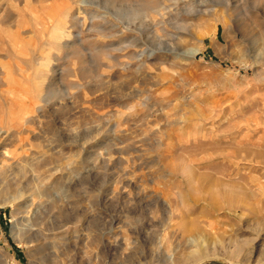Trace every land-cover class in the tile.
<instances>
[{
	"label": "rangeland",
	"instance_id": "obj_1",
	"mask_svg": "<svg viewBox=\"0 0 264 264\" xmlns=\"http://www.w3.org/2000/svg\"><path fill=\"white\" fill-rule=\"evenodd\" d=\"M159 1L0 0V264H264V0Z\"/></svg>",
	"mask_w": 264,
	"mask_h": 264
},
{
	"label": "bare ground",
	"instance_id": "obj_2",
	"mask_svg": "<svg viewBox=\"0 0 264 264\" xmlns=\"http://www.w3.org/2000/svg\"><path fill=\"white\" fill-rule=\"evenodd\" d=\"M104 2L106 4L111 5L112 7H117V8H119V7L120 8L130 7V9L133 8V12H135V14H137L139 11H142V10L154 11L156 8L161 6L160 2H162V1H159V0H134V1H132L133 3H130L129 5L125 3V0H104ZM128 2H129V0H128ZM263 35H264V33H263ZM248 36H250V34ZM230 43H228L229 46H231V44H232V43L231 44ZM237 258H238V255L237 256L234 255L232 257L231 261H234Z\"/></svg>",
	"mask_w": 264,
	"mask_h": 264
},
{
	"label": "water",
	"instance_id": "obj_3",
	"mask_svg": "<svg viewBox=\"0 0 264 264\" xmlns=\"http://www.w3.org/2000/svg\"><path fill=\"white\" fill-rule=\"evenodd\" d=\"M209 264H220V263H217L215 261H211Z\"/></svg>",
	"mask_w": 264,
	"mask_h": 264
}]
</instances>
